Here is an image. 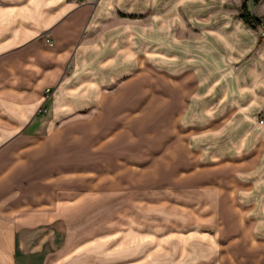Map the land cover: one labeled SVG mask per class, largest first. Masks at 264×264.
Instances as JSON below:
<instances>
[{
    "label": "crops",
    "instance_id": "crops-1",
    "mask_svg": "<svg viewBox=\"0 0 264 264\" xmlns=\"http://www.w3.org/2000/svg\"><path fill=\"white\" fill-rule=\"evenodd\" d=\"M242 1L0 0V264H212L211 239L176 219L170 231L137 220L106 238L76 231L70 211L99 198L94 187L69 199L68 145L52 135L131 105L147 59L183 146L227 169L232 192L264 194V26L240 19ZM250 6L264 16V0ZM99 146L80 149L76 174L95 178ZM252 225L264 234V216Z\"/></svg>",
    "mask_w": 264,
    "mask_h": 264
},
{
    "label": "rangeland",
    "instance_id": "rangeland-1",
    "mask_svg": "<svg viewBox=\"0 0 264 264\" xmlns=\"http://www.w3.org/2000/svg\"><path fill=\"white\" fill-rule=\"evenodd\" d=\"M247 2L252 5L251 0ZM140 53H136L138 62ZM143 61L134 64L133 86L134 90L136 85L144 88L134 91L131 105L96 115L99 127L95 129H77L74 122L52 135L68 145L63 154L72 165L68 178L60 183L69 186V199L94 187L99 198L95 203L84 202V209L70 211L73 222H78L74 229L106 238L113 231L130 228L127 225L135 220L154 224L151 228L174 230L169 227L176 219L179 229L175 231L192 230L211 239L212 264H264V234L252 225V218L264 216V209H240L241 199L260 202L264 194L232 192L227 169L212 166L215 161L196 160L183 146L175 114L158 106L155 62ZM77 140L81 146H76ZM93 142H100L95 178L94 174H76L81 169L78 152L84 149L87 157ZM93 221L96 224L90 226Z\"/></svg>",
    "mask_w": 264,
    "mask_h": 264
},
{
    "label": "trees",
    "instance_id": "trees-1",
    "mask_svg": "<svg viewBox=\"0 0 264 264\" xmlns=\"http://www.w3.org/2000/svg\"><path fill=\"white\" fill-rule=\"evenodd\" d=\"M256 0H251V4L253 5ZM238 16L240 19L250 27H255L256 25L262 24L264 26V16L256 15L252 9L250 4H248L247 0L241 2L238 8Z\"/></svg>",
    "mask_w": 264,
    "mask_h": 264
},
{
    "label": "built area",
    "instance_id": "built-area-1",
    "mask_svg": "<svg viewBox=\"0 0 264 264\" xmlns=\"http://www.w3.org/2000/svg\"><path fill=\"white\" fill-rule=\"evenodd\" d=\"M263 31H264V30H263ZM45 40H46V41H49L48 38H46ZM47 93H48V89L46 88V89H44V95H47ZM258 122H259V123H260V122H263V116H261V117L258 118Z\"/></svg>",
    "mask_w": 264,
    "mask_h": 264
}]
</instances>
